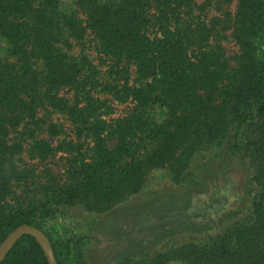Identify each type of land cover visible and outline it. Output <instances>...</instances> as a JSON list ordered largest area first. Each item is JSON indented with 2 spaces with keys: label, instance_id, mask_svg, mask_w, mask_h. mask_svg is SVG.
Returning <instances> with one entry per match:
<instances>
[{
  "label": "trees",
  "instance_id": "trees-1",
  "mask_svg": "<svg viewBox=\"0 0 264 264\" xmlns=\"http://www.w3.org/2000/svg\"><path fill=\"white\" fill-rule=\"evenodd\" d=\"M77 2L105 53L118 63L135 64L140 77H152L151 84L126 90L137 110L160 103L168 119L154 128L155 149L141 158L130 157V142L122 129L116 130L117 145L112 150L97 136L95 163L75 172V185L48 187L44 192L58 203L79 202L89 208L91 197L116 202L137 192L151 167L167 166L176 183L186 181L195 153L226 144L229 157L237 156L253 170L249 191L254 197L248 215L220 235L175 254H158L149 264H168L173 259L185 264H264V55L256 47L258 43L264 47V0L239 1L232 32L240 53L231 69L216 49L207 50V30L200 24L179 27L180 14L191 8V0ZM151 6L160 25L159 38L146 34ZM76 26V19L58 12L57 0H0V37L8 55L39 62L43 71L39 86L47 92L76 82V65L52 44L59 41L61 30L73 31ZM27 66L23 62L21 74L0 66V120L19 103L20 91L31 101L35 98L36 86L27 77ZM51 213L47 204L2 212L0 243L21 225L41 230L33 220ZM45 236L56 264H65L67 246L52 244ZM0 264H47V260L35 239L23 235Z\"/></svg>",
  "mask_w": 264,
  "mask_h": 264
},
{
  "label": "rangeland",
  "instance_id": "rangeland-1",
  "mask_svg": "<svg viewBox=\"0 0 264 264\" xmlns=\"http://www.w3.org/2000/svg\"><path fill=\"white\" fill-rule=\"evenodd\" d=\"M57 1L58 12L78 25L73 31L61 30L59 41L52 43L77 67L72 86L47 92L39 86L40 63L9 56L0 37V66L21 74L25 62L37 91L33 101L20 91L19 103L0 120V215L47 204L51 215L33 221L52 244L67 246L65 264H149L158 254H175L220 235L247 216L254 197L249 191L253 170L237 156L229 157L226 144L195 153L186 181L176 183L167 166L151 167L139 190L116 202L91 197L89 208L79 202L58 203L44 192L75 185V172L95 163L97 136L112 150L116 130L122 129L130 157L141 158L155 149L152 131L168 119L160 103L137 110L126 91L151 84L152 77H140L135 64L118 63L101 49L77 0ZM239 1L191 0V8L180 14L179 27L190 22L207 30V50L216 49L228 69L236 66L240 53L232 32ZM148 16L146 34L159 38L153 6ZM256 47L264 55L263 45ZM168 264L185 263L173 259Z\"/></svg>",
  "mask_w": 264,
  "mask_h": 264
},
{
  "label": "water",
  "instance_id": "water-1",
  "mask_svg": "<svg viewBox=\"0 0 264 264\" xmlns=\"http://www.w3.org/2000/svg\"><path fill=\"white\" fill-rule=\"evenodd\" d=\"M23 235H28L35 239L46 257L47 264H56L54 254L47 237L40 230L28 225H21L17 227L0 244V263L3 261L13 244L16 243Z\"/></svg>",
  "mask_w": 264,
  "mask_h": 264
}]
</instances>
